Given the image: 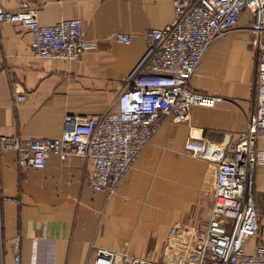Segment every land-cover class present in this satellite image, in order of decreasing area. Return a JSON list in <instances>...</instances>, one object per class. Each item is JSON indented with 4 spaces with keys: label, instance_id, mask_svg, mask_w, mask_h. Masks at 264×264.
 I'll use <instances>...</instances> for the list:
<instances>
[{
    "label": "crops",
    "instance_id": "crops-1",
    "mask_svg": "<svg viewBox=\"0 0 264 264\" xmlns=\"http://www.w3.org/2000/svg\"><path fill=\"white\" fill-rule=\"evenodd\" d=\"M22 1L39 9L44 25L81 19L93 45L78 61L38 58L27 27L0 23V135L23 140L60 137L68 114L97 116L117 108L146 51L145 32L175 20L173 0H0V6L12 11ZM251 20L244 10L238 28L211 44L190 81L192 90L217 98L216 105L192 107L182 123L163 118L115 195L92 187L91 162L79 156H51L42 169L20 170L17 152H0V264H95L101 248L153 260L203 251L215 164L192 156L186 143L194 138L218 145L247 129L257 66ZM118 33H130L133 41L118 42ZM15 92L26 99L15 100ZM257 149L264 150V137ZM253 194L264 242V163L257 166ZM255 245L249 241L247 251Z\"/></svg>",
    "mask_w": 264,
    "mask_h": 264
},
{
    "label": "built area",
    "instance_id": "built-area-1",
    "mask_svg": "<svg viewBox=\"0 0 264 264\" xmlns=\"http://www.w3.org/2000/svg\"><path fill=\"white\" fill-rule=\"evenodd\" d=\"M175 20L161 29L145 32L147 48L126 80L117 108L102 115L65 116L63 131L54 139L23 140L17 135H0V152L18 154V167L42 169L51 156L65 160L76 155L91 162L88 182L96 191L115 195L137 163L143 147L159 130L163 118L175 123L190 119L194 106L214 107L217 98L191 89L190 81L211 44L239 26L244 10L252 13L247 27L257 52L255 111L247 129L227 135L218 145L190 138L186 150L194 157L215 164L213 216L203 240L204 264H264V242L253 194L254 176L264 163V150L257 149L264 137V0H173ZM21 24L33 36L35 57L78 61L93 45L81 19H63L50 25L39 20V9L22 1L16 10L0 6V23ZM116 40L130 44V33ZM24 101V92H15ZM255 240L253 252L247 251ZM2 238L0 236V244ZM20 261L19 241H14ZM95 264H179L169 253L160 260L136 256L128 251L99 249Z\"/></svg>",
    "mask_w": 264,
    "mask_h": 264
},
{
    "label": "rangeland",
    "instance_id": "rangeland-1",
    "mask_svg": "<svg viewBox=\"0 0 264 264\" xmlns=\"http://www.w3.org/2000/svg\"><path fill=\"white\" fill-rule=\"evenodd\" d=\"M174 254V253H173ZM186 254V255H184ZM178 257L179 264H204L207 261L205 251H197L196 253H184ZM175 256H178L174 254Z\"/></svg>",
    "mask_w": 264,
    "mask_h": 264
}]
</instances>
